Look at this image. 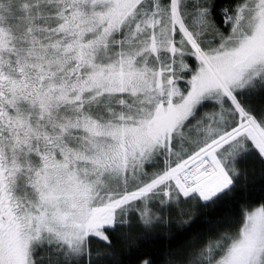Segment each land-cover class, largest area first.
Instances as JSON below:
<instances>
[{
    "label": "snow or ice",
    "instance_id": "obj_1",
    "mask_svg": "<svg viewBox=\"0 0 264 264\" xmlns=\"http://www.w3.org/2000/svg\"><path fill=\"white\" fill-rule=\"evenodd\" d=\"M0 264H264V0H0Z\"/></svg>",
    "mask_w": 264,
    "mask_h": 264
}]
</instances>
